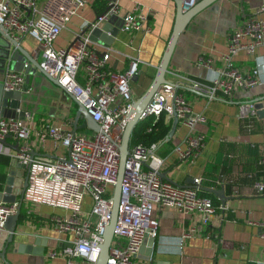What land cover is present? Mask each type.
I'll use <instances>...</instances> for the list:
<instances>
[{
	"label": "built area",
	"instance_id": "2783aa9c",
	"mask_svg": "<svg viewBox=\"0 0 264 264\" xmlns=\"http://www.w3.org/2000/svg\"><path fill=\"white\" fill-rule=\"evenodd\" d=\"M198 0H185V10ZM87 3V0H9L0 1V24L12 30L20 39L30 35L40 46L41 65L59 82L66 93L76 95L85 105L102 132L84 134L75 131L72 123L44 124L36 132L39 142L51 141L53 155H36L31 148V136L35 114L22 112L18 117H0V159L8 154L17 159L27 171L28 186L25 201L62 208L65 214L52 216L51 222L60 232H69L73 239L63 249L51 251V255L66 256L69 261L80 258L81 264H95L104 241V232L112 219L115 185L121 159V144L128 125V115L133 103L131 81L137 71L133 62L124 71L108 65L109 54L102 53L88 37L78 46L57 48L56 38L71 18ZM140 3L123 16L122 29L128 33L148 32L149 14ZM118 10L115 5L94 23L99 25ZM264 43V21L250 17L229 36V49L224 55V66L212 84L198 80L191 87L212 98L230 99L239 90H247L259 84L262 64L256 63L249 71H243L235 62L239 51L254 52ZM201 65L211 67L213 59L202 57ZM28 66V64L26 65ZM82 72V74H81ZM3 84L7 91L30 92L26 88L25 75L14 69L6 71ZM177 111L180 122L190 129L183 146L176 148L180 159L194 161L206 144V135L196 132L197 115L179 92L178 86L168 81L154 93L142 112L140 121L162 114L173 118ZM242 118L256 115L254 103L239 106ZM150 130V127H149ZM8 136L18 141V149L9 151L2 140ZM158 143L150 146L129 143L121 182L119 213L114 229L113 249L107 264H145L135 262L147 238H157L160 220L155 208L172 207L185 215L198 213L201 223L190 227L184 237L202 232L209 225L216 206L200 195L202 178L196 177L192 185L181 186L161 176L164 159L157 153ZM258 193H264V179L255 182ZM86 196L92 199L91 207H83ZM18 209V202L0 201V230L6 232L5 221ZM264 239V221L258 223Z\"/></svg>",
	"mask_w": 264,
	"mask_h": 264
},
{
	"label": "crops",
	"instance_id": "0c3cea01",
	"mask_svg": "<svg viewBox=\"0 0 264 264\" xmlns=\"http://www.w3.org/2000/svg\"><path fill=\"white\" fill-rule=\"evenodd\" d=\"M111 3L116 6L120 18L131 12L136 3H140L149 14L151 29L148 32L128 33L121 29L112 45L90 41L101 54H109L108 65L114 70L124 71L133 62L137 63L139 78L132 80L131 84L134 101L146 92L157 73L176 20L175 0H87L56 38L54 45L65 48L81 44V40L76 38ZM252 16L264 21V0L213 2L199 12L180 35L166 75L167 80L175 83L179 92L185 95L193 112L205 117V121L196 125L195 131L206 135V144L194 161L180 159L176 148L184 145L190 129L179 123L171 142L158 144L157 153L164 159L162 172L181 186L192 185L194 178L201 177L200 195L216 206H223L221 199L206 188L224 187L225 195L230 197L226 209L217 210L203 233L194 232L191 237H184L190 227L201 223V216L198 213L185 215L172 207L157 206L154 215L159 217L160 226L155 247L145 245L134 263L264 264V239L258 225L264 221V193L255 189V182L264 179V118L257 114L242 118L239 113L242 103L264 95V43L252 53L239 51L235 55L237 66L243 71H249L256 63L262 64L258 85L239 90L228 100L211 99L190 86L195 80L213 83L224 66L229 36ZM19 40L31 57L40 62L37 41L28 34ZM202 57L213 59L212 66L201 65L199 59ZM20 59L21 63L14 67L25 75V86L30 92L22 93L17 114H35L31 148L36 155L52 156V142H39L36 132L44 124L69 126L77 107L72 97L36 69L31 61L23 55ZM14 67L8 64L7 70ZM0 77L3 78L4 74L1 73ZM165 120L168 122L171 118L166 116ZM6 141L3 143L5 148L12 152L17 150L18 141L14 137H8ZM19 165L20 162L11 155L1 157L0 191L4 190L11 171L23 173V177L27 175L26 169ZM16 199L18 202L19 196ZM91 203V197L86 196L84 209L89 210ZM24 209L27 215L18 222L16 241L35 244L36 239L46 238L47 243L43 254L15 253L11 247L7 256L12 263L81 264L80 258L69 261L66 256L50 254L63 249L73 239L71 233L60 232L51 222L52 216L65 214L64 209L27 201ZM5 236L6 232L0 230V247L4 246Z\"/></svg>",
	"mask_w": 264,
	"mask_h": 264
},
{
	"label": "water",
	"instance_id": "95a60500",
	"mask_svg": "<svg viewBox=\"0 0 264 264\" xmlns=\"http://www.w3.org/2000/svg\"><path fill=\"white\" fill-rule=\"evenodd\" d=\"M177 3V14L176 20L173 28V32L168 41L166 50L163 54L160 64L158 65L157 73L150 84L146 92L138 99L134 100L132 103L131 110L128 115V125L125 129L123 140L121 144V159L118 172V179L115 185L114 192V207L112 211V219L104 232V241L100 245L101 252L99 258L95 264H107L108 259L110 258L111 251L113 249V240H114V229L115 224L118 218L119 213V201L121 196V182L124 176L125 162L129 154V143L131 140L132 133L135 126L139 123L140 116L154 93L159 89V87L168 82L167 73L169 71V65L174 53V50L177 46L178 40L182 32L185 30L189 22L202 10L210 6L216 0H200L191 8L185 10L183 6L185 5V0H175ZM113 4L111 3L106 10L99 14L96 20L87 25L86 28L82 31L80 36L76 40H81L83 36L88 35V38L92 42H103L106 45H112L114 39L118 36L119 32L123 27V17H119L117 14L112 15L109 19L105 20L99 25H94V23L108 12ZM23 55L27 60L31 61L36 69L43 73L49 80L55 83L57 86L61 87L58 78L52 77L41 65V63L32 58L31 55L25 50L22 46L21 41L15 38L12 35V30L5 27L3 24H0V74L3 73L4 77L7 71L8 64L10 66H15L21 63L20 56ZM22 65V64H21ZM13 69V68H12ZM18 71V69H15ZM4 77H0V117H18L17 114L18 108H20V100L22 92L20 91H7L5 90L3 80ZM139 75L136 73L132 80L137 81ZM63 89V88H62ZM75 104L77 105V110L75 112L74 120L71 122L75 131L82 130L83 128H90L95 132H102L101 126L96 122L92 116L89 114L88 109L83 103H81L76 95L68 93ZM254 108L256 109L257 115L260 118H264V95L256 98L254 101ZM22 114V113H21ZM82 121V124L79 122ZM179 117L177 111H174L173 125L170 130L167 141L171 140L178 128ZM11 137V136H8ZM7 137V138H8ZM6 139L2 140L6 144ZM18 149V147H17ZM19 167H23L20 163ZM162 177L167 178L166 173H160ZM168 179V178H167ZM28 186V175L23 177V173H19L15 170L11 171L7 180L6 185L3 191H0V201L13 203L16 202V198L19 196L18 209L14 214H11L7 217L5 221V230L6 237L4 239V246L0 247V264H14L11 260L8 259L7 253L12 247L15 253L22 254H43L45 250V245L47 239L38 238L36 239L35 244L30 243H20L16 241V234L18 229V222L21 220L23 214V207L25 204V192ZM207 191L215 193L222 201V204L225 206L230 197L225 195L224 187L220 189L215 188H206ZM149 245L152 248L155 247L156 238H147L144 242V246L141 248L140 252L145 249V245Z\"/></svg>",
	"mask_w": 264,
	"mask_h": 264
},
{
	"label": "trees",
	"instance_id": "16d2710c",
	"mask_svg": "<svg viewBox=\"0 0 264 264\" xmlns=\"http://www.w3.org/2000/svg\"><path fill=\"white\" fill-rule=\"evenodd\" d=\"M75 107H77L76 104ZM165 119H166V115L162 114L159 119H155L153 116H151L144 120L139 121V123L135 126L134 131L132 133L131 144L133 145L143 144L145 146H150L153 143H158V144L161 142L170 143L171 140L167 141L166 139L168 137L170 130L172 129L173 118H171V120H169L168 122H166ZM26 215L27 212L23 207V214L21 220Z\"/></svg>",
	"mask_w": 264,
	"mask_h": 264
},
{
	"label": "rangeland",
	"instance_id": "374dc122",
	"mask_svg": "<svg viewBox=\"0 0 264 264\" xmlns=\"http://www.w3.org/2000/svg\"><path fill=\"white\" fill-rule=\"evenodd\" d=\"M131 84H132V81H131ZM80 133H84V134H93V130L90 129V128H83L81 131H79Z\"/></svg>",
	"mask_w": 264,
	"mask_h": 264
}]
</instances>
